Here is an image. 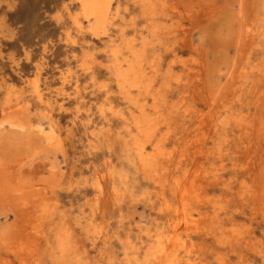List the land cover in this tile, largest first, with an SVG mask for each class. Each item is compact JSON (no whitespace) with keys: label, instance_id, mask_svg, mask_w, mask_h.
Wrapping results in <instances>:
<instances>
[{"label":"rangeland","instance_id":"rangeland-1","mask_svg":"<svg viewBox=\"0 0 264 264\" xmlns=\"http://www.w3.org/2000/svg\"><path fill=\"white\" fill-rule=\"evenodd\" d=\"M103 3L0 0V264H264V0Z\"/></svg>","mask_w":264,"mask_h":264},{"label":"bare ground","instance_id":"bare-ground-1","mask_svg":"<svg viewBox=\"0 0 264 264\" xmlns=\"http://www.w3.org/2000/svg\"><path fill=\"white\" fill-rule=\"evenodd\" d=\"M80 2H81V5H82V9H83V12L87 15V16H90V15H93L95 18H99L100 16H102L103 15V12H104V9H105V6H104V3H103V0H79ZM151 5V4H150ZM159 24V23H158ZM112 46H113V44H112ZM131 54V53H130ZM120 62V61H119ZM145 65V64H144ZM158 66H159V63L157 64ZM146 66V65H145ZM153 66H154V64H153ZM156 68V67H155ZM154 68V69H155ZM153 69V70H154ZM88 70V69H87ZM159 70H161L160 68H158V72H159ZM91 71V70H90ZM89 71V72H90ZM149 73V72H148ZM152 73V72H151ZM150 73V74H151ZM166 74V73H165ZM156 76V75H155ZM165 76V75H164ZM124 77V76H123ZM151 77H152V75H151ZM158 77H159V75H158ZM166 77V76H165ZM155 78V77H154ZM156 78H157V76H156ZM165 79V78H164ZM166 80V79H165ZM154 82H155V80H153ZM96 82H97V80H96ZM126 82H127V80H126ZM156 84H157V82H156ZM159 84V83H158ZM163 86V85H162ZM102 87V86H101ZM135 88V87H134ZM132 89H133V87H132ZM136 89V88H135ZM151 89V88H150ZM167 90V89H166ZM39 92V91H38ZM173 94V93H172ZM39 99V98H38ZM120 103V102H119ZM179 107H180V105H179ZM242 110H240V112H241ZM238 114H240V113H238ZM238 116V115H237ZM242 117V116H241ZM226 119V118H225ZM119 139H120V137H119ZM123 149H124V147H123ZM122 154V153H121ZM137 157V156H136ZM127 161V160H126ZM137 162V161H136ZM139 162V161H138ZM119 164H120V161H119ZM127 164V163H126ZM139 164V163H138ZM137 164V165H138ZM140 165V164H139ZM128 166V165H127ZM121 167V166H120ZM119 169V168H118ZM140 170V169H139ZM136 171V170H135ZM134 171V172H135ZM143 172V171H142ZM136 174V173H135ZM140 174V173H139ZM129 175V174H128ZM139 176V175H138ZM119 177V176H118ZM138 179V178H137ZM110 181H111V179H110ZM131 181H133V180H131ZM130 181V182H131ZM139 181V180H138ZM101 182V181H100ZM134 182H136V181H134ZM133 183V182H132ZM136 183H139V182H136ZM125 184V183H124ZM129 184V183H128ZM135 184V183H134ZM122 186H124V185H122ZM114 188V187H113ZM123 193V192H122ZM121 195V194H120ZM116 196V195H115ZM95 203V202H94ZM95 221V220H94ZM98 225V224H97ZM66 226V225H65ZM99 227H100V225H98ZM98 227V228H99ZM104 227V226H103ZM67 229V228H66ZM68 230V229H67ZM100 230V229H99ZM68 231H70V229L68 230ZM103 231V230H102ZM104 232V231H103ZM73 234V233H72ZM104 234V233H103ZM79 241V240H78ZM232 241V240H231ZM63 242V241H62ZM74 242H76V240H74ZM181 242V241H180ZM185 242V241H184ZM54 243V242H53ZM125 243L127 244V242L125 241ZM233 243V242H232ZM64 244V243H63ZM77 244V243H76ZM177 244V243H176ZM186 245V244H185ZM50 246V245H49ZM127 246V245H126ZM55 248H56V246H54ZM65 247V246H64ZM128 247V246H127ZM130 247V246H129ZM235 247V246H234ZM82 248H83V246H82ZM49 249V248H48ZM78 250V249H77ZM83 250H84V248H83ZM129 252V251H128ZM80 253V252H79ZM78 253V254H79ZM88 253V252H87ZM86 253V254H87ZM70 254V253H69ZM68 254V255H69ZM81 254V253H80ZM79 254V255H80ZM60 255V254H59ZM64 255V254H63ZM55 256H57L56 254H55ZM139 256H140V254H139ZM81 257V256H80ZM116 257V256H115ZM119 257V256H118ZM56 258V257H55ZM108 258V257H107ZM122 258V260H123V257H121ZM72 259V258H71ZM74 259H76V258H74ZM78 259V258H77ZM86 259V258H85ZM109 259V258H108ZM112 259H114V258H112ZM62 260V259H61ZM73 260V259H72ZM84 260V259H83ZM87 260V259H86ZM188 260V259H187ZM78 261V260H77ZM58 262V261H57ZM68 262V261H67ZM75 262V261H74ZM80 262V261H79ZM118 262V261H117ZM61 263V262H60ZM82 263V262H81ZM90 263V262H89ZM111 263V262H110ZM51 264V263H50ZM53 264H55V263H53ZM190 264V263H189Z\"/></svg>","mask_w":264,"mask_h":264}]
</instances>
